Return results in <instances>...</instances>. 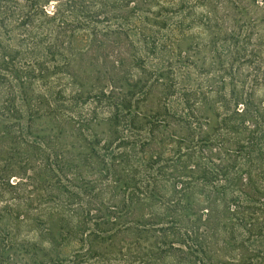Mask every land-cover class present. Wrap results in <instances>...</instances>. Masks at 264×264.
Segmentation results:
<instances>
[{
    "label": "trees",
    "instance_id": "1",
    "mask_svg": "<svg viewBox=\"0 0 264 264\" xmlns=\"http://www.w3.org/2000/svg\"><path fill=\"white\" fill-rule=\"evenodd\" d=\"M264 0H0V264H264Z\"/></svg>",
    "mask_w": 264,
    "mask_h": 264
},
{
    "label": "rangeland",
    "instance_id": "2",
    "mask_svg": "<svg viewBox=\"0 0 264 264\" xmlns=\"http://www.w3.org/2000/svg\"><path fill=\"white\" fill-rule=\"evenodd\" d=\"M261 247H263L264 248V243H262V244H259Z\"/></svg>",
    "mask_w": 264,
    "mask_h": 264
}]
</instances>
